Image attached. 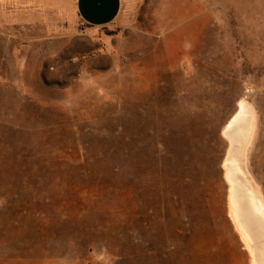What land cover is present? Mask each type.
I'll use <instances>...</instances> for the list:
<instances>
[{
  "label": "rangeland",
  "instance_id": "obj_1",
  "mask_svg": "<svg viewBox=\"0 0 264 264\" xmlns=\"http://www.w3.org/2000/svg\"><path fill=\"white\" fill-rule=\"evenodd\" d=\"M7 3L0 264L255 262L224 131L243 103L254 128L231 169L264 200V0H122L102 28Z\"/></svg>",
  "mask_w": 264,
  "mask_h": 264
},
{
  "label": "water",
  "instance_id": "obj_2",
  "mask_svg": "<svg viewBox=\"0 0 264 264\" xmlns=\"http://www.w3.org/2000/svg\"><path fill=\"white\" fill-rule=\"evenodd\" d=\"M244 115L240 113L237 121H233L227 130L225 129L226 137L229 140V150L228 157L231 162H236L240 167V148L244 145L245 141L239 140L236 137H233L235 129L239 126V122H243ZM246 123V122H245ZM243 129L244 138H247L248 128L245 126ZM243 137V136H242ZM231 163L227 164V173L225 172V179L230 183V191H232L235 203H236V212L238 213V221L243 228V230L252 237V248L254 251V264H264V239L263 233L258 228V223L261 222L264 224V215L259 213L258 210L254 208V205L250 202L249 195L247 193L248 185L244 177V173L241 169L238 171L237 176H233L231 173L232 169L230 166ZM247 197V198H246ZM263 236V237H261Z\"/></svg>",
  "mask_w": 264,
  "mask_h": 264
},
{
  "label": "crops",
  "instance_id": "obj_3",
  "mask_svg": "<svg viewBox=\"0 0 264 264\" xmlns=\"http://www.w3.org/2000/svg\"><path fill=\"white\" fill-rule=\"evenodd\" d=\"M9 0H0L2 5H7ZM48 0H19L22 15L28 12L31 3L38 7L40 3ZM65 8V11L81 24L91 28L106 27L115 22L121 9L122 0H50ZM25 17V16H23ZM8 24L7 18L4 19Z\"/></svg>",
  "mask_w": 264,
  "mask_h": 264
},
{
  "label": "bare ground",
  "instance_id": "obj_4",
  "mask_svg": "<svg viewBox=\"0 0 264 264\" xmlns=\"http://www.w3.org/2000/svg\"><path fill=\"white\" fill-rule=\"evenodd\" d=\"M238 110H239L238 113L235 114L232 117V119L229 121L228 125L226 126V130H227V127H229V125H231L233 123V121H237V118L239 117L240 113H242L244 115L243 122H241V121L239 122V126L235 129V132H234L233 137H236L239 140H241V138H243L242 141H246V144H247L249 142L248 139L251 138L252 129L254 128V124H253V122H255L254 121V117H253V120L251 119L252 120V124L248 123L247 116L245 115L246 114V109H245L243 103H240L239 104ZM245 126H247V128H248V131H247V135L248 136H247V138H244L243 131H242L243 129H241V128H245ZM225 132L226 131H224V135L226 137ZM228 163H231L230 166H231V168H233L232 166L236 162L235 163L234 162H231V160H229V158H227L226 161H225V163H224V166H225L226 170H227V164ZM231 173H232V171H231ZM232 174H234V173H232ZM233 176L235 177V175H233ZM248 180H249V183H250L251 188H252V191L250 192L252 194V196H249L250 202L254 205V208L259 211V213H261L262 215H264V200L261 198V195L258 192V190L256 188V185L253 184V182H252V180L250 178ZM229 199H230L229 200V216L231 217L232 221L234 222L235 227H236L237 231L239 232L242 241L244 242L246 248L250 252V254L252 256V259H253L254 256H255L254 255L253 248H252V245H251L252 242H253V240H252V237L250 235H248L243 230V228L241 227V225H240V223L238 221V213L235 210L236 209V203H235V199H234V196H233L232 191H230ZM259 221L260 222L258 223V228L261 231H263L264 230V224L261 222V220H259ZM263 236H264V233H263ZM263 236H261V237H263ZM261 239H264V237L261 238ZM251 264H254V261L251 262Z\"/></svg>",
  "mask_w": 264,
  "mask_h": 264
}]
</instances>
